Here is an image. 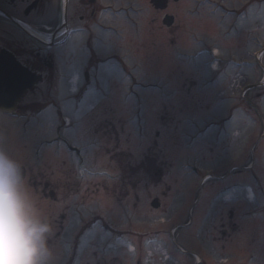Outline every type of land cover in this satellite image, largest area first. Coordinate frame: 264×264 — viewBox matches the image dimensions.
<instances>
[{
	"label": "rangeland",
	"instance_id": "1",
	"mask_svg": "<svg viewBox=\"0 0 264 264\" xmlns=\"http://www.w3.org/2000/svg\"><path fill=\"white\" fill-rule=\"evenodd\" d=\"M216 1L224 10L203 6L195 19L183 15L190 0L171 2L167 30L149 0H114L128 9L103 20L113 29L94 41L101 60L89 85L79 32L55 46L59 74L23 99L34 102L28 120L0 114V148L26 169V186L52 227L51 264H69L70 245L77 246L71 264H264V4ZM240 7H248L241 17L230 10ZM112 51L123 52L125 68L99 72ZM55 104L71 128L58 122ZM232 106L226 131L214 125L198 137ZM33 182L56 186L57 201ZM233 184L249 186L253 198L244 189L222 193L209 212L217 191Z\"/></svg>",
	"mask_w": 264,
	"mask_h": 264
},
{
	"label": "flooded vegetation",
	"instance_id": "2",
	"mask_svg": "<svg viewBox=\"0 0 264 264\" xmlns=\"http://www.w3.org/2000/svg\"><path fill=\"white\" fill-rule=\"evenodd\" d=\"M167 1L168 6L163 16L170 14L168 10L171 2L179 3L182 0ZM114 6V0H0V55H5L3 56L5 61H13L9 66L3 63L0 72L6 68L12 72L21 69L33 77L40 76L42 80L40 84H33L30 90L21 95L10 117L28 114L33 109L34 102L22 104L23 99L33 95L40 85L53 80L59 73L55 59L57 39L61 38L63 44L60 45L66 46L79 32L81 35L86 34L81 46L87 51L88 58L80 73L84 83L89 85V75L97 70L96 65L101 60V57L97 56L100 51L98 47H94V41L101 36L104 24H108L103 20L112 19L111 12L115 9ZM100 63L99 72L103 65ZM31 185L35 189L42 186L43 197H51L53 201H57L56 186L51 183L41 185L35 182ZM56 222L62 229L64 219Z\"/></svg>",
	"mask_w": 264,
	"mask_h": 264
},
{
	"label": "clouds",
	"instance_id": "3",
	"mask_svg": "<svg viewBox=\"0 0 264 264\" xmlns=\"http://www.w3.org/2000/svg\"><path fill=\"white\" fill-rule=\"evenodd\" d=\"M51 232L26 186L20 163L0 148V264H51Z\"/></svg>",
	"mask_w": 264,
	"mask_h": 264
},
{
	"label": "water",
	"instance_id": "4",
	"mask_svg": "<svg viewBox=\"0 0 264 264\" xmlns=\"http://www.w3.org/2000/svg\"><path fill=\"white\" fill-rule=\"evenodd\" d=\"M154 2H156L154 0ZM157 6V3H156ZM172 20L166 18L164 24L170 25ZM31 86V80L26 77L18 76L16 79H12L8 74L0 80V107L13 106L18 100L19 95L27 88ZM23 171V170H22ZM154 207L158 204L153 202Z\"/></svg>",
	"mask_w": 264,
	"mask_h": 264
},
{
	"label": "bare ground",
	"instance_id": "5",
	"mask_svg": "<svg viewBox=\"0 0 264 264\" xmlns=\"http://www.w3.org/2000/svg\"><path fill=\"white\" fill-rule=\"evenodd\" d=\"M40 38H43V37H40Z\"/></svg>",
	"mask_w": 264,
	"mask_h": 264
}]
</instances>
